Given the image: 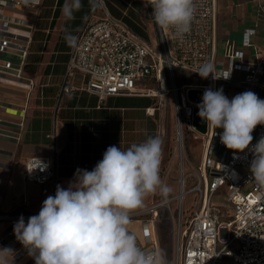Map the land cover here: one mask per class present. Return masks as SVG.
Here are the masks:
<instances>
[{"label": "built area", "instance_id": "1", "mask_svg": "<svg viewBox=\"0 0 264 264\" xmlns=\"http://www.w3.org/2000/svg\"><path fill=\"white\" fill-rule=\"evenodd\" d=\"M40 3L41 0H27V3L25 0H0V73L5 71L16 79L23 78L22 65L29 51V28H32L31 23L4 12L21 5L37 7ZM95 3L93 12L75 33L77 42L69 53L66 74H85L82 88L96 94L100 101L113 95L147 92L143 83L149 76L155 78L156 90L160 89L164 80L168 89L160 94L172 93L175 97L176 156H182H178L177 148L179 144H184L185 131L199 139L202 145L196 182L191 187H186L182 177L178 192L169 197L167 204L156 201L131 213V220L140 219L142 223L143 238L136 235L138 244L146 250L159 248L155 218L167 216L174 221L169 203L182 192L185 195L193 192L198 195L194 211L187 217L183 212L177 216L176 249L170 264H264V186L252 181L250 172L253 159L250 149L264 136V125H257L253 131L254 139L249 149L234 152L220 142L219 133L223 129H216V136L212 129L206 128L204 133L196 130L193 110L198 103L187 96L189 89H200L202 93L208 87L217 89L218 82L231 81L236 70L244 73L240 79L243 92L250 90L264 99V53L247 63L240 61V50L230 49L226 53V66L222 61L215 60V0H195L196 13L191 30L182 38L172 30L162 32L149 7V22L153 26L151 44L134 34L120 18L114 17L106 0H96ZM257 11L264 24V3ZM254 32V29H245L244 44L249 43V37ZM206 63L213 64L217 76L231 71L230 78L213 80L211 74L207 79L201 78L196 72ZM176 69L187 72L189 82L178 85ZM29 85H32L30 79ZM23 177L37 184L53 179L51 158H28ZM223 185L225 190L221 188ZM223 200L229 209L221 213L216 201ZM20 216L2 214L0 218L18 219ZM30 216L33 215H23L25 219ZM223 258L228 260L223 261Z\"/></svg>", "mask_w": 264, "mask_h": 264}, {"label": "crops", "instance_id": "2", "mask_svg": "<svg viewBox=\"0 0 264 264\" xmlns=\"http://www.w3.org/2000/svg\"><path fill=\"white\" fill-rule=\"evenodd\" d=\"M110 1L116 2V10L132 23L133 29L152 35L149 7H145L144 0ZM81 2L83 7L71 21L65 20L61 12L65 0H41L37 7L21 5L4 12L31 23L32 28L27 59L22 65L23 78L0 73V215H37L43 201L55 195L58 184L67 188L77 168L91 171L109 146L124 150L148 136L159 135L164 147L166 130L170 128L169 111L164 107L168 94L160 93L168 89L166 83L156 90L151 86L156 84L155 78L149 76L143 83L147 92L113 95L100 101L96 94L82 88L85 74H66L72 46L66 42L65 34L75 35L95 7L90 0ZM215 3V60L226 66V53L236 49L242 52L240 61H255L264 53V24L257 11L264 0ZM245 29L255 30L248 44L243 41ZM241 75L233 71L232 80L219 81L217 89L222 87L231 100L243 92ZM29 79L31 86H27ZM174 124L176 132L175 119ZM30 157L51 158L53 179L44 184L26 181L23 171ZM156 196L147 197L144 207L136 210L156 202ZM18 219L0 218V248L15 250L13 264H35L13 233ZM132 229L137 233L135 226Z\"/></svg>", "mask_w": 264, "mask_h": 264}, {"label": "clouds", "instance_id": "3", "mask_svg": "<svg viewBox=\"0 0 264 264\" xmlns=\"http://www.w3.org/2000/svg\"><path fill=\"white\" fill-rule=\"evenodd\" d=\"M27 3V0H25ZM161 31L172 30L183 37L195 18V0H144ZM96 6L95 0H90ZM83 7L81 0H65L61 12L65 20L75 19ZM69 46L77 37L65 34ZM203 79H229L230 72L217 76L213 64L206 63L196 72ZM197 115L212 129L229 150L243 152L254 139L257 125H264V99L253 91L235 95L231 100L223 88L204 90L196 105ZM252 181L264 186V136L252 145ZM163 139L148 136L127 149L109 146L103 158L89 171L77 168L68 187L56 186L37 215H23L13 225L16 240L35 264H169L163 249L146 250L129 229L131 213L144 207V201L159 195L167 204L173 189L160 177ZM15 250L0 248V264H13Z\"/></svg>", "mask_w": 264, "mask_h": 264}, {"label": "rangeland", "instance_id": "4", "mask_svg": "<svg viewBox=\"0 0 264 264\" xmlns=\"http://www.w3.org/2000/svg\"><path fill=\"white\" fill-rule=\"evenodd\" d=\"M106 4L108 8L110 9L111 14L114 17L120 18L129 28L130 30L138 34L142 39H144L146 42L152 43V40L148 33H144L139 31L137 28L133 29V25L131 22H129L127 19L124 18V15L121 13V11L116 10V2L106 0ZM120 4V3H119ZM243 74L241 77H243ZM176 83L179 85L181 82H187L190 80V76L187 72H183L180 69H176ZM165 83L163 80L161 84ZM157 83L152 84L151 86L153 88H156ZM168 88V86H167ZM166 104H164V107H166V111L168 108L169 113V124L170 128L168 126L166 130V137H165V144L163 147V159L161 163V179L163 182L166 181V184L169 185L173 191L170 193L175 195L179 190V183L181 181V178H185L186 181V187H191L196 182V170L197 166L199 165L201 161V152H202V145L201 141L195 137H193L191 134H189L187 131H185V140L184 144L182 145L183 150L181 153H179L177 148V157L175 154V114H176V107H175V97L172 93H169L166 96ZM253 135V134H252ZM225 190V185L221 187ZM180 195V194H179ZM179 195L177 198H174L169 204L172 209V213L174 216V221L167 216L161 217V218H155V234L158 240L159 248L163 249L166 254L169 261V264L173 258L174 255V248L176 249V242H177V209L179 208L180 213L183 212L184 216H190L191 213L194 211L197 201H198V195L196 193H188L185 195L184 199L183 196L181 199H179ZM184 195V194H183ZM170 197V196H169ZM161 197L159 195L156 196V201H161ZM152 201V200H150ZM149 201V202H150ZM219 211L221 213L227 211L229 208L226 206L225 200L217 202ZM149 205V204H148ZM178 210V211H179ZM137 221L132 222L129 225V229L133 231L132 227L135 226L137 233L139 232V235L137 236L140 238L142 237L141 234H143L142 229V223L140 219H136ZM185 222V219L183 220ZM185 226V223H183L182 227ZM134 232V231H133ZM228 259L223 258V261H227ZM232 264V263H229Z\"/></svg>", "mask_w": 264, "mask_h": 264}, {"label": "water", "instance_id": "5", "mask_svg": "<svg viewBox=\"0 0 264 264\" xmlns=\"http://www.w3.org/2000/svg\"><path fill=\"white\" fill-rule=\"evenodd\" d=\"M202 95H203V93L200 89H189L187 91L188 98L190 100L196 102V103L201 102ZM198 111H199V109L195 105L194 110H193V126L199 132L204 133L206 131V128H207V123L200 119V117L197 115Z\"/></svg>", "mask_w": 264, "mask_h": 264}, {"label": "bare ground", "instance_id": "6", "mask_svg": "<svg viewBox=\"0 0 264 264\" xmlns=\"http://www.w3.org/2000/svg\"><path fill=\"white\" fill-rule=\"evenodd\" d=\"M183 150V147H182V144H179L178 145V151H179V153H181V151ZM180 190H182V184H180ZM185 195V193L184 192H182V193H180V195H179V199H181L182 198V196L184 197V195ZM179 210V208L177 209V214H178V216H179V214H180V210Z\"/></svg>", "mask_w": 264, "mask_h": 264}, {"label": "trees", "instance_id": "7", "mask_svg": "<svg viewBox=\"0 0 264 264\" xmlns=\"http://www.w3.org/2000/svg\"><path fill=\"white\" fill-rule=\"evenodd\" d=\"M108 7V6H107ZM109 9V8H108ZM109 11H110V9H109ZM111 13V12H110ZM28 55V54H27ZM26 59H27V57H26Z\"/></svg>", "mask_w": 264, "mask_h": 264}]
</instances>
